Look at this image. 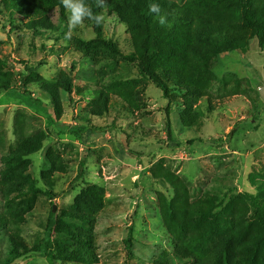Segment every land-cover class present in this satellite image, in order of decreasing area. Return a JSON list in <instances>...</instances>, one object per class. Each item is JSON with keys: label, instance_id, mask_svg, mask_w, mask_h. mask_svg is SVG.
<instances>
[{"label": "rangeland", "instance_id": "rangeland-1", "mask_svg": "<svg viewBox=\"0 0 264 264\" xmlns=\"http://www.w3.org/2000/svg\"><path fill=\"white\" fill-rule=\"evenodd\" d=\"M108 1L99 7L102 35L121 55L95 42L89 19L69 29L68 11L62 18L55 8V29L35 33L11 0H0V62L15 88L0 89V185L12 179L15 188L0 191V259L11 240L41 238L55 213L52 255L9 264H151L159 256L185 264L177 244L207 251L229 235L235 254L264 264V243L252 242L262 228L246 196L264 201V50L251 38L246 51L225 52L196 76L198 93L177 91L169 102L125 57L130 37ZM39 78H68L72 91L60 87L52 97ZM104 94L107 109L93 112ZM27 140L38 149L17 157ZM56 242L81 262L59 259Z\"/></svg>", "mask_w": 264, "mask_h": 264}, {"label": "trees", "instance_id": "trees-1", "mask_svg": "<svg viewBox=\"0 0 264 264\" xmlns=\"http://www.w3.org/2000/svg\"><path fill=\"white\" fill-rule=\"evenodd\" d=\"M11 1L13 9L27 19L26 28L35 33L55 29L48 15L51 10L58 8L61 17H64L65 9L61 0ZM153 3L159 5L161 10L159 15L149 11V6ZM89 4L93 13L99 14L97 0H89ZM107 5L129 34L132 54H127L125 57L130 63H135L138 69L160 88L169 102L175 101L177 91L198 93L199 89L195 87L196 76L198 80L201 71L208 73L225 52L246 51L251 38H255L259 48L264 50V12L263 4L259 0H109ZM161 17L165 18L164 24L159 23ZM93 25L95 42L112 53L121 55L122 51L116 42L104 40L101 25L96 26L94 22ZM28 81V78H24L22 84L25 86ZM37 83L52 97L57 95L60 87L68 93L72 91L71 81L68 78L60 82L39 78ZM11 85L12 82L0 62V89L14 91L15 88ZM116 92L118 97L130 103L129 95L125 91ZM109 101V95L104 94L101 102L92 111L100 113L106 110ZM185 104L190 106L192 101L187 99ZM70 131L79 135L85 131V128ZM37 149L38 145L27 140L19 146L15 154L21 157ZM168 173L164 171L159 174L168 176ZM11 180L5 179L9 184L0 185V191L14 193L15 188ZM37 191L39 190H32L31 193L35 196ZM246 196L255 206L257 219L262 228V232L255 236L252 242L264 243V201L254 195ZM200 210L203 212V207ZM204 211L210 213V210L204 209ZM50 216L52 220L46 224L41 238L36 237L28 244L11 240L7 256L0 259V264H9L24 256L52 255L47 244L52 233L57 232L59 216L55 213H51ZM127 243V259H130L133 255V246L129 239ZM53 245L59 259L72 258L71 261L74 263L81 262L73 247L58 242ZM174 255L185 264L256 263L255 257L244 258L234 253L230 235L207 251L191 249L186 242H181L175 246ZM151 264L172 263L169 258L159 256L153 259Z\"/></svg>", "mask_w": 264, "mask_h": 264}, {"label": "clouds", "instance_id": "clouds-1", "mask_svg": "<svg viewBox=\"0 0 264 264\" xmlns=\"http://www.w3.org/2000/svg\"><path fill=\"white\" fill-rule=\"evenodd\" d=\"M61 4L69 13L68 15V27L69 29L75 28L83 23L85 19H89L95 23L96 26H100L103 23V14H94L92 9L88 7L85 0H61ZM104 0H97V7H103ZM149 11L157 15L160 14V7L158 4H151ZM165 18L161 17L159 20L160 24H164ZM66 38H70L66 34Z\"/></svg>", "mask_w": 264, "mask_h": 264}]
</instances>
